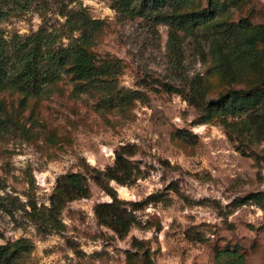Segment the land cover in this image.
I'll use <instances>...</instances> for the list:
<instances>
[{
	"label": "rangeland",
	"instance_id": "374dc122",
	"mask_svg": "<svg viewBox=\"0 0 264 264\" xmlns=\"http://www.w3.org/2000/svg\"><path fill=\"white\" fill-rule=\"evenodd\" d=\"M186 2L0 0L9 51L89 57L0 89V264H264V0Z\"/></svg>",
	"mask_w": 264,
	"mask_h": 264
},
{
	"label": "trees",
	"instance_id": "16d2710c",
	"mask_svg": "<svg viewBox=\"0 0 264 264\" xmlns=\"http://www.w3.org/2000/svg\"><path fill=\"white\" fill-rule=\"evenodd\" d=\"M134 1L138 3L134 4ZM119 2L120 7L125 11L134 8L146 11L147 9L158 10V8L169 7L170 18L174 23L182 26H198L207 20H203L206 14L202 11H185L186 0H119ZM132 4H134L133 8H130ZM213 27L216 29L218 26L213 25ZM5 43L7 42L0 36V89L8 86L19 90L38 92L42 89L43 84L57 77L60 68L64 66L69 57L74 59V70L77 76H85L89 72V57L83 50L74 51L68 55L66 50L51 48L50 39L48 36L42 35L41 32L29 35L23 41L14 42L12 44L13 51L6 49ZM218 98V100H222L226 96ZM67 180L76 193L83 194L85 192L77 174L68 175ZM124 225L125 222L121 221V230Z\"/></svg>",
	"mask_w": 264,
	"mask_h": 264
}]
</instances>
